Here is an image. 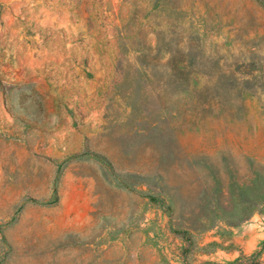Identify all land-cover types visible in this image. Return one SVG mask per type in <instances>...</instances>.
I'll return each mask as SVG.
<instances>
[{
  "label": "rangeland",
  "instance_id": "1",
  "mask_svg": "<svg viewBox=\"0 0 264 264\" xmlns=\"http://www.w3.org/2000/svg\"><path fill=\"white\" fill-rule=\"evenodd\" d=\"M0 264H264V0H0Z\"/></svg>",
  "mask_w": 264,
  "mask_h": 264
}]
</instances>
